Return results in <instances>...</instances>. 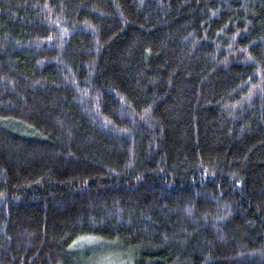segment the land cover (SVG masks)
Segmentation results:
<instances>
[{
	"label": "trees",
	"instance_id": "1",
	"mask_svg": "<svg viewBox=\"0 0 264 264\" xmlns=\"http://www.w3.org/2000/svg\"><path fill=\"white\" fill-rule=\"evenodd\" d=\"M0 264H264V0H0Z\"/></svg>",
	"mask_w": 264,
	"mask_h": 264
},
{
	"label": "rangeland",
	"instance_id": "2",
	"mask_svg": "<svg viewBox=\"0 0 264 264\" xmlns=\"http://www.w3.org/2000/svg\"><path fill=\"white\" fill-rule=\"evenodd\" d=\"M82 243V246H86V248H97V244L96 243H92V242H84V241H82L81 242ZM106 257H108V255L106 256ZM104 261H108L109 263L110 262H112V259L111 258H107V260H106V258L105 257H101L100 258V262L98 261L97 263H103Z\"/></svg>",
	"mask_w": 264,
	"mask_h": 264
}]
</instances>
